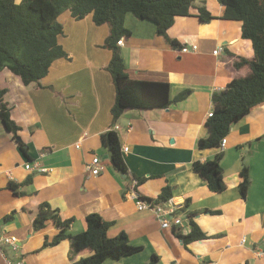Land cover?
Returning a JSON list of instances; mask_svg holds the SVG:
<instances>
[{
	"label": "crops",
	"instance_id": "obj_1",
	"mask_svg": "<svg viewBox=\"0 0 264 264\" xmlns=\"http://www.w3.org/2000/svg\"><path fill=\"white\" fill-rule=\"evenodd\" d=\"M197 5H204L212 18L202 21ZM195 6L189 15L176 16L167 30L177 46L158 35L153 23L130 13L123 23L129 36L122 37V45L116 43L130 78L167 82L170 98L190 90L166 108L131 107L113 119L115 89L106 68L112 51L104 46L110 27L94 24L90 16L75 20L68 11L59 16L64 30L60 43L68 57L56 60L39 83L26 85L8 68L0 71L4 101L26 149L25 154L0 117V235L17 237L15 249L0 241V264L6 259L70 262L68 239L44 245L58 233L52 221L33 229L42 203L61 219L72 220L69 234L84 231L86 216L98 213L112 223L108 236L124 232L131 244L142 246L138 253L102 264H147L152 255L157 256L154 264H264V253L257 252L264 247V102L231 125L225 147L197 146L208 135L212 94L232 78L247 75L249 70L235 67L234 61L252 58V43L240 36V21L222 17L224 8L217 0L196 1ZM191 44L197 49L180 51ZM109 129L118 134L129 177L142 180L137 192L156 201L168 187V198L183 205L179 213L185 223L192 213L207 237L185 244L174 225L163 228L152 211L136 207L127 195L131 180L112 167L102 145L101 134ZM218 153L226 184L220 193L211 191L192 167L194 161L213 160ZM94 156L99 158L97 175L87 168ZM27 162L50 170H31ZM244 165L250 184L242 196L238 185ZM27 178L30 182L22 184ZM190 230L188 223L180 232Z\"/></svg>",
	"mask_w": 264,
	"mask_h": 264
},
{
	"label": "trees",
	"instance_id": "obj_2",
	"mask_svg": "<svg viewBox=\"0 0 264 264\" xmlns=\"http://www.w3.org/2000/svg\"><path fill=\"white\" fill-rule=\"evenodd\" d=\"M196 1L203 0H0V71L8 68L26 85L39 83L56 60L68 57L60 43L64 30L59 20V16L68 11L75 20L90 16L94 24L106 23L110 27V34L104 46L112 51L106 68L115 89V101L111 108L113 119H117L131 107L166 108L184 99L190 90H182L170 98L167 82L130 78L116 43L120 38L129 36V31L123 23L125 15L130 13L138 19L153 23L158 35H162L171 45L177 46L176 41L167 34V30L176 16L189 15ZM217 1L224 8V19L241 22L240 36L251 41L253 56L237 57L234 66L245 67L249 70L247 75L232 78L223 90L212 94L213 115L206 120L208 135L197 141L200 149L219 147L220 140L226 137L231 125L248 114L252 107L264 102V0ZM195 7L202 21L212 18L204 5ZM5 92V89L0 88V117L26 154L24 144L17 138L19 126L10 117V110L4 101ZM101 140L109 153L112 167L127 180H132L123 161L117 132L109 129L101 134ZM221 158L222 153H218L213 160L194 161L192 164L193 169L206 180L208 188L216 193L226 189ZM240 175L238 187L240 194L244 196L250 184L247 166L242 167ZM30 180L27 178L22 184H27ZM141 183L142 180L138 179L136 191ZM9 186L13 191L16 190L15 184L10 183ZM168 197L170 191L165 187L156 201ZM49 220L58 228V233L51 240H45L44 245H54L68 239L71 258L68 264H102L107 259H120L142 249V246L131 244L124 232L113 237L108 236L112 223L104 220L98 213L88 214L86 229L72 235L67 232L72 220L61 219L48 204L42 203L34 217L33 229L44 228ZM188 223L191 230L186 235L173 227L175 234L185 244L207 237L193 221L192 213H188ZM81 253L85 255L75 259V256ZM156 261L157 256L152 255L147 264H154Z\"/></svg>",
	"mask_w": 264,
	"mask_h": 264
},
{
	"label": "built area",
	"instance_id": "obj_3",
	"mask_svg": "<svg viewBox=\"0 0 264 264\" xmlns=\"http://www.w3.org/2000/svg\"><path fill=\"white\" fill-rule=\"evenodd\" d=\"M118 45L123 44V39L120 38L117 40ZM197 49L196 44H191V46L184 45L180 48V51L182 52H188V51H194ZM220 47L215 49L213 52L214 54H217L220 51ZM213 115V109L210 110L207 113V116L210 117ZM115 129L118 128L117 125L114 126ZM227 142L226 137L222 138L220 140L219 147L223 148L225 147ZM79 142L76 143V147H79ZM124 151L128 150V147L123 148ZM99 158L98 156H94L90 163L87 165L88 170L93 174L97 175L100 172V166H99ZM26 168H29L31 170H38L41 172L49 171L50 168H44L39 165L38 162H27L25 164ZM138 185L137 179H132L130 183V188L127 191V195H129L131 198H133L136 207L140 210H150L153 212V214L159 219L161 226L163 228H170L174 225L176 230H181L184 225H187L188 223L184 221V218L179 213L182 211L183 205L179 204L178 202L174 201L173 198H167L166 200L162 202H156L148 199L142 198L139 193L135 190V186ZM0 241H3L4 243L8 244L12 248L17 247V237L11 234H5L2 233L0 235ZM242 241H244V238H242ZM258 254L264 253V247L262 249L257 250ZM6 264H23L22 260L12 261L10 259H6ZM181 264V263H176Z\"/></svg>",
	"mask_w": 264,
	"mask_h": 264
}]
</instances>
